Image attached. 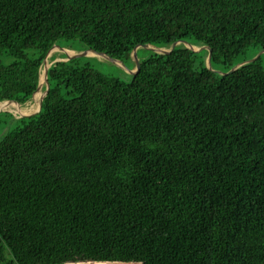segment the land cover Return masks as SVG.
Here are the masks:
<instances>
[{
  "label": "trees",
  "instance_id": "trees-1",
  "mask_svg": "<svg viewBox=\"0 0 264 264\" xmlns=\"http://www.w3.org/2000/svg\"><path fill=\"white\" fill-rule=\"evenodd\" d=\"M71 39L125 64L184 39L211 68L183 42L130 81L52 63L0 138V264H264V53L221 73L264 49V0H0V102Z\"/></svg>",
  "mask_w": 264,
  "mask_h": 264
},
{
  "label": "rangeland",
  "instance_id": "rangeland-1",
  "mask_svg": "<svg viewBox=\"0 0 264 264\" xmlns=\"http://www.w3.org/2000/svg\"><path fill=\"white\" fill-rule=\"evenodd\" d=\"M58 47H55L54 50L50 53L49 55V63L50 65L52 63H54L55 61H51V58L54 55H57V59H60V55L58 53H64L62 47L67 48L68 50H73L75 53H81L84 52L86 49H84L83 44L79 41V40H61L57 43ZM148 48H144V49H140L137 50V57L138 59H142L145 54H149ZM261 51V50H260ZM258 51L256 53L255 56L258 55V53L260 52ZM253 56V57H255ZM78 58L81 59L82 63H90L92 65V67L99 69L100 71H102L103 73H106L108 75L111 76H115V77H120L123 80L126 81H130L131 77H132V73L130 72L131 69H133L134 67L137 66V62H136V58L135 56L132 54L131 59H129L127 61V63L125 64L127 66V68L122 65V64H118L110 59H107L106 57H103L97 53L95 54H88V55H82L79 56ZM0 60L1 61H5L8 62L10 59L5 56V55H0ZM43 68H42V72H41V88L38 90L37 93H39V95L34 96V98L31 97V99L26 102L25 104L21 105L22 106V110L21 111H14L13 109L10 110V108H6V111H0V138L7 133L8 131L14 129L17 125L16 121H14L12 119V114H15L16 116L19 115H30L34 112H36L39 108L40 105V100L43 96V92H44V86H45V79L43 76ZM43 77V78H42ZM44 79V80H43ZM36 101H35V100ZM38 102V103H37ZM2 108V106H0ZM24 113V114H23ZM76 264H101V263H96V262H89V263H76ZM109 264H138L136 262H130V263H121V262H111Z\"/></svg>",
  "mask_w": 264,
  "mask_h": 264
},
{
  "label": "water",
  "instance_id": "water-1",
  "mask_svg": "<svg viewBox=\"0 0 264 264\" xmlns=\"http://www.w3.org/2000/svg\"><path fill=\"white\" fill-rule=\"evenodd\" d=\"M181 42L185 43L189 48H191V49L194 50L195 52H202V51H204V50H208V51H209V54H208V58H207V65H208L209 68H211V57H212V52H213L212 48H211L210 46H208V45H204V46H201V47H197V46L193 45L191 42H189V41L183 39V40H177V41H175V42L173 43V45L171 46V48H160V47H156V46H154V45L148 44V43H139V44H137V45L134 47V49H133V55H134L135 58H136L137 66H136L135 69H131L130 72H131L132 74H135V73L138 72V70H139L140 67H141V62H140V60H139L138 57H137V50H138L139 47L148 48V49H151V50H155V51H157V52L170 53V52H172V51L177 47V45H178L179 43H181ZM55 47H58L57 43L53 45V47L48 51L47 55H46L45 58H44V63H43V70H44V72H43V76H44L45 83H46V84H45V87H44V94H43V96H42V98H41V100H40V105H39L38 110H37L36 112L32 113V114L37 113V112L41 109V107H42V103H43V100H44V97H45V95L47 94V92H48V90H49L50 82H49V77H48V69H49V67H50V63H49V61H48V60H49L48 58H49L50 53L54 50ZM62 49H63V51H64L65 54H66V58H60V59H57V58H56L54 61L70 60V59L77 58V57L82 56V55H88V54L91 53V51H93V52H95V53H97V54H99V55H101V56H103V57H106L107 59H110V60H112V61H114V62H116V63H118V64H122V65H124V66L127 68V66L125 65V63L122 62L121 60L116 59V58H114V57L108 55L107 53H104V52H101V51H98V50H95V49H89V48H88V49H86L84 52H81V53H75V54H73V55H70V54L68 53V51H67L68 49H67V48L62 47ZM263 53H264V49H262V50L258 53L257 56L252 57V58H249V59H247V60H245V61L239 62L235 67H233L232 69H230L228 72H221V71H219V72H221V73H231V72H233L236 68H238L239 66H241V65H243V64H245V63H247V62H251V61L256 60V59L259 58ZM41 85H42V83H41V80H40L39 86H38L37 90L35 91V93L38 92V90L41 88ZM35 93H34V94H35ZM13 101H15V100H13ZM6 110H7V109H0V111H6ZM32 114H30V115H32ZM30 115H22V116H30Z\"/></svg>",
  "mask_w": 264,
  "mask_h": 264
},
{
  "label": "bare ground",
  "instance_id": "bare-ground-1",
  "mask_svg": "<svg viewBox=\"0 0 264 264\" xmlns=\"http://www.w3.org/2000/svg\"><path fill=\"white\" fill-rule=\"evenodd\" d=\"M68 51V53L70 54V55H73V54H75V52L74 51H72V50H67ZM91 54H95V52H93V51H91ZM40 76H41V74H40ZM43 78V77H42ZM42 80V79H41ZM44 80V79H43ZM37 93V92H36ZM35 93V94H36ZM40 93V92H39ZM39 93H37L36 95H39ZM44 93V92H43ZM35 94H33V96H32V98H34V96H35ZM35 100V99H34ZM7 101V100H6ZM36 101V100H35ZM2 103H4V104H6L7 106H9V107H3L2 106V108L0 107V109H6V108H10V110L11 109H13L14 111H21V112H23V110H22V106L21 105H18V104H11V103H8V102H0V104H2ZM38 103V102H37ZM24 114V113H23Z\"/></svg>",
  "mask_w": 264,
  "mask_h": 264
},
{
  "label": "crops",
  "instance_id": "crops-1",
  "mask_svg": "<svg viewBox=\"0 0 264 264\" xmlns=\"http://www.w3.org/2000/svg\"><path fill=\"white\" fill-rule=\"evenodd\" d=\"M73 51V50H72ZM136 263H138V262H136ZM138 264H140V263H138Z\"/></svg>",
  "mask_w": 264,
  "mask_h": 264
},
{
  "label": "clouds",
  "instance_id": "clouds-1",
  "mask_svg": "<svg viewBox=\"0 0 264 264\" xmlns=\"http://www.w3.org/2000/svg\"><path fill=\"white\" fill-rule=\"evenodd\" d=\"M28 102V101H27Z\"/></svg>",
  "mask_w": 264,
  "mask_h": 264
}]
</instances>
